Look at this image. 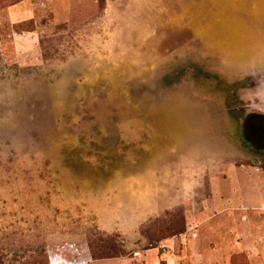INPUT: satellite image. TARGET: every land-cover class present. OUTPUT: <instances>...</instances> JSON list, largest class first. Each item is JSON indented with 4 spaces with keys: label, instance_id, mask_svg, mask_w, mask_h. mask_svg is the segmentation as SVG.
Instances as JSON below:
<instances>
[{
    "label": "rangeland",
    "instance_id": "1",
    "mask_svg": "<svg viewBox=\"0 0 264 264\" xmlns=\"http://www.w3.org/2000/svg\"><path fill=\"white\" fill-rule=\"evenodd\" d=\"M259 75L264 0H0V264H264Z\"/></svg>",
    "mask_w": 264,
    "mask_h": 264
},
{
    "label": "flooded vegetation",
    "instance_id": "2",
    "mask_svg": "<svg viewBox=\"0 0 264 264\" xmlns=\"http://www.w3.org/2000/svg\"><path fill=\"white\" fill-rule=\"evenodd\" d=\"M235 115H238V113L236 112ZM242 116L243 121H241V124L243 125L242 127L244 132V139L242 137L243 141L247 143L250 150L257 149V146L262 142V149L264 150V114L259 111L252 110L250 112L245 111ZM232 122V119L227 122L228 129H231V137L234 138H230V140L235 144H239L237 139L238 134L236 135L235 133L237 128H234Z\"/></svg>",
    "mask_w": 264,
    "mask_h": 264
},
{
    "label": "water",
    "instance_id": "3",
    "mask_svg": "<svg viewBox=\"0 0 264 264\" xmlns=\"http://www.w3.org/2000/svg\"><path fill=\"white\" fill-rule=\"evenodd\" d=\"M255 78L258 80V79H262V80H258V82H263L264 84V75H259V76H255Z\"/></svg>",
    "mask_w": 264,
    "mask_h": 264
},
{
    "label": "trees",
    "instance_id": "4",
    "mask_svg": "<svg viewBox=\"0 0 264 264\" xmlns=\"http://www.w3.org/2000/svg\"><path fill=\"white\" fill-rule=\"evenodd\" d=\"M20 27H22V25H21ZM28 31H29V30H28ZM41 264H47V262H46V261H44V262H42Z\"/></svg>",
    "mask_w": 264,
    "mask_h": 264
}]
</instances>
